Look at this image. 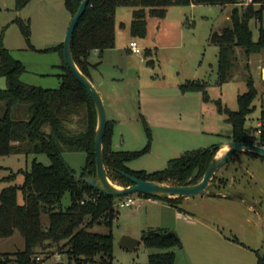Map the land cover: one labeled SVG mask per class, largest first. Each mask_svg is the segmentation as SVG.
<instances>
[{
	"label": "rangeland",
	"instance_id": "374dc122",
	"mask_svg": "<svg viewBox=\"0 0 264 264\" xmlns=\"http://www.w3.org/2000/svg\"><path fill=\"white\" fill-rule=\"evenodd\" d=\"M232 9L230 5L172 6L162 19L148 15L146 37L134 39L142 59L146 60L142 67L136 55L127 53L125 64L131 70L127 80L113 82L104 78V86L99 81V72L91 71L89 79L101 94L106 119L114 121L113 151L143 152L125 163L130 171H163L173 159L229 142L232 125L228 115L239 111V96L251 89L255 97L244 128L252 143L259 142L254 130L264 112V46L249 56L236 47L233 65L220 81L218 47L210 42L213 33L231 26ZM122 17L127 20L126 16ZM70 20L63 0H0V49L23 66L19 78L22 84L44 90L60 87L64 62L60 47ZM249 28L252 40L257 43L261 34L264 36V11L261 21H249ZM144 40L151 49L150 55H146L148 48L142 46ZM108 69L102 67V71ZM157 80L164 86L154 88ZM187 82L204 84L203 91L181 93L178 85ZM137 83L143 87L139 97ZM125 85L128 96H124ZM6 88V78L0 77V90ZM120 96L122 100L115 105ZM5 110L4 103H0V116ZM26 110V106H18L12 110L11 117L25 121ZM76 121L77 118L72 128L76 127ZM81 130L78 128L76 133ZM61 157L79 176L86 163L85 153L63 152ZM33 161L44 166L50 164L45 154L0 156V191L9 185H21L20 171H30ZM13 174L16 177L9 182ZM111 182L120 186L118 181ZM260 189L264 192V159L239 152L216 172L205 194L176 205L159 199L148 201L132 194L120 201L131 198L135 205L116 206L117 216L110 225L96 224L89 231L112 235V264H146L150 255L163 253H173L174 264H264V220L247 209L252 197L260 195ZM17 200L22 203L20 192ZM69 205L70 197L66 193L61 209ZM41 220L46 224L47 216ZM157 230L175 233L180 245L169 249L147 247L142 235ZM123 236L140 240L134 251L118 245ZM23 249L24 241L18 232L0 239V260L4 254ZM64 251L51 247L46 256H37L40 264H78L69 263ZM87 264L101 263L96 257Z\"/></svg>",
	"mask_w": 264,
	"mask_h": 264
},
{
	"label": "trees",
	"instance_id": "16d2710c",
	"mask_svg": "<svg viewBox=\"0 0 264 264\" xmlns=\"http://www.w3.org/2000/svg\"><path fill=\"white\" fill-rule=\"evenodd\" d=\"M63 1L72 17L82 0ZM245 3L244 0H89L72 36L74 62L89 78L90 55L115 47V11L118 8L133 9L130 34L133 38L143 39L147 34L148 15L162 19L172 6L230 5L233 7L231 26L210 37V42L218 47L219 80L222 81L233 65L236 47L242 48L246 56H249L259 52L264 46V36L261 34L259 41L255 43L249 28L250 20L261 21L264 0ZM25 33L27 35L28 32ZM62 70L60 87L56 90L26 86L19 80L24 72L23 66L13 60L7 51L0 49V77L7 80V88L0 90V103H4L6 107L5 114L0 116V156L45 154L50 162L48 166H44L33 161L30 171H20L23 176L21 185H9L0 191V239L9 238L18 232L24 241L23 251L2 255L4 258L0 260V264H40L35 261L37 254L46 256L51 247H56L60 252L65 250L63 255L69 263L74 261L87 264L99 257L101 264H112V235L95 234L89 230L96 224L110 225L117 216L116 206L122 198L105 196L83 180L86 177H96V111L85 89L72 76L64 62ZM203 88L204 84L187 82L180 86V91L183 94L196 93L202 92ZM254 97L252 89L239 96V111L229 113L228 120L232 125L230 141L252 144L244 122ZM22 105L26 106L27 119L14 120L11 117L12 110ZM75 118L76 127L72 128ZM261 119L264 120V112ZM113 124L114 122L107 120L102 143L103 160L109 180L118 181L122 187L131 185L125 175L159 184L195 185L202 179L218 148L213 146L173 159L163 171L133 172L127 169L125 163L143 152L113 151ZM78 128L82 130L76 133ZM63 152L85 153L86 163L79 176L64 163L61 157ZM241 153L259 158L252 153ZM15 177L16 174H13L8 181H13ZM19 192L22 196L21 204L17 200ZM66 193L69 194L70 205L62 210L61 200ZM136 195L157 200L146 195ZM183 199L179 197L163 200L176 205ZM42 216H47L46 224H43ZM141 240L147 247L157 249L180 245L177 235L167 230L145 233ZM174 263L173 253H163L150 255L146 264Z\"/></svg>",
	"mask_w": 264,
	"mask_h": 264
},
{
	"label": "water",
	"instance_id": "95a60500",
	"mask_svg": "<svg viewBox=\"0 0 264 264\" xmlns=\"http://www.w3.org/2000/svg\"><path fill=\"white\" fill-rule=\"evenodd\" d=\"M89 0H82L77 11L71 17L68 29L66 31L63 44L62 54L64 64L72 74V76L83 86L86 93L90 97L95 111H96V127L94 131V155H95V166H96V177H86L83 180L89 184L92 188L99 190L103 195L114 198H125L132 194L146 195L156 199H175V198H188L195 195H202L207 192V188L210 185L216 172L222 168L228 160L239 152H248L257 155L259 158L264 159V149L253 144L241 143L229 141L219 145L216 152L214 153L211 161L209 162L202 179L195 185L187 186H173L168 184H159L152 181H141L135 179L129 175H125L129 179L131 185L127 187L114 185L106 175L104 160H103V136L106 129V112L103 104L101 94L95 88L90 79L85 76L77 67L74 62L71 42L72 36L77 25L78 20L85 12L86 6ZM226 148V152L217 157V152ZM140 243V240L133 239L127 236H123L118 245L125 250L134 251L136 246Z\"/></svg>",
	"mask_w": 264,
	"mask_h": 264
},
{
	"label": "crops",
	"instance_id": "0c3cea01",
	"mask_svg": "<svg viewBox=\"0 0 264 264\" xmlns=\"http://www.w3.org/2000/svg\"><path fill=\"white\" fill-rule=\"evenodd\" d=\"M193 6V5H191ZM132 8H118L115 11V47L113 49L107 50L103 53H98V52H93L90 55L89 58V62L91 67L89 68V75L91 78V71H97V73L99 72V81L102 80L101 82V86H104L105 84L103 83V79L104 78H109L110 81L113 82H119V81H125L127 80V75L129 72H131V70L129 69V67H126V59H127V53H132L129 50V43L130 42H135L134 39L130 34V24H131V20H132ZM122 16H126L127 20L124 19ZM142 46L148 48L146 50L147 54H151V49H149L148 43L144 40L141 41ZM133 54V53H132ZM135 55V54H134ZM92 57H94L95 59L93 60ZM136 57L139 59V66L142 67L143 63H145V59H142V54L140 55H136ZM92 59V60H91ZM106 66L109 69L108 70H103L102 71V67ZM101 69V71H100ZM264 72V68H262V73ZM137 79H139V76L137 75ZM91 80V79H90ZM93 82V81H92ZM94 84V83H93ZM119 84V83H118ZM118 84H115L116 87H118ZM138 84V83H137ZM95 85V84H94ZM154 88L158 87L161 88L164 86V84L162 83L161 80H157L154 82ZM182 84L178 85V88L180 90V86ZM142 86L139 83L136 86V90H137V95L138 97L141 94L142 91ZM124 96H128L129 91L127 86H124ZM131 91V89H130ZM140 91V92H139ZM109 93V89L106 88V94ZM108 97L110 98V96L108 95ZM122 100V96L119 97V99L117 98L115 105L117 104V102H120ZM111 122H114L113 120H108ZM113 128H114V124H113ZM113 137V136H112ZM188 198H184V200H187ZM149 201V199H147ZM247 209L249 212L252 211V208L247 206ZM258 218L260 220H264L260 215H258Z\"/></svg>",
	"mask_w": 264,
	"mask_h": 264
},
{
	"label": "built area",
	"instance_id": "2783aa9c",
	"mask_svg": "<svg viewBox=\"0 0 264 264\" xmlns=\"http://www.w3.org/2000/svg\"><path fill=\"white\" fill-rule=\"evenodd\" d=\"M129 50L135 54V55H140L141 54V49L137 46L136 42H130L129 43ZM255 135L260 137L259 142L257 143H252L253 145H257L261 148L264 149V120L260 119L257 123H256V127H255ZM136 202L135 200H132L131 198H127L124 202L120 201L117 203V206L119 207H131L133 205H135ZM55 256H53L54 258ZM55 259H58V256L55 257ZM36 262L40 261V258L37 256L35 258Z\"/></svg>",
	"mask_w": 264,
	"mask_h": 264
},
{
	"label": "flooded vegetation",
	"instance_id": "af4514ba",
	"mask_svg": "<svg viewBox=\"0 0 264 264\" xmlns=\"http://www.w3.org/2000/svg\"><path fill=\"white\" fill-rule=\"evenodd\" d=\"M250 201L252 202L249 205L252 208L251 212L260 215L264 219V192L260 189V195L252 197ZM242 202L246 203L245 199H242Z\"/></svg>",
	"mask_w": 264,
	"mask_h": 264
},
{
	"label": "bare ground",
	"instance_id": "6f19581e",
	"mask_svg": "<svg viewBox=\"0 0 264 264\" xmlns=\"http://www.w3.org/2000/svg\"><path fill=\"white\" fill-rule=\"evenodd\" d=\"M226 148L224 147V148H222V149H220L218 152H217V154H216V156L217 157H220V156H222L225 152H226Z\"/></svg>",
	"mask_w": 264,
	"mask_h": 264
}]
</instances>
